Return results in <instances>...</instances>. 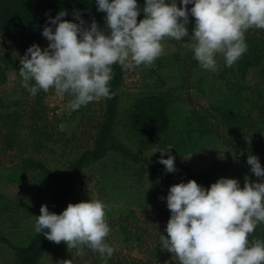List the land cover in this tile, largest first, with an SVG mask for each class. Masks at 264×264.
I'll return each instance as SVG.
<instances>
[{"label": "clouds", "instance_id": "clouds-1", "mask_svg": "<svg viewBox=\"0 0 264 264\" xmlns=\"http://www.w3.org/2000/svg\"><path fill=\"white\" fill-rule=\"evenodd\" d=\"M98 11L106 13L107 31L95 20L85 27L79 11V23L63 19L62 10L49 18L42 35L50 42L41 49L33 44L21 57L19 75L22 86L35 97L37 92L54 89L57 95H71L68 107L75 111L101 99H111L109 84L113 65L133 70L151 66L164 53L162 41L189 37L194 58L205 70L217 71L215 57L222 54L232 67L247 51L245 34L249 29H264V0H146L144 18L138 22L137 0H96ZM195 18L189 36L188 5ZM34 81V84L32 82ZM171 146L157 150L159 163L168 173L177 171ZM155 152V153H156ZM169 153L168 158L164 154ZM256 177L264 180V168L258 157L247 160ZM163 199V198H162ZM167 207V237L161 235L162 249L174 255L179 264H264V241L249 240L259 223H264V182L245 178L243 188L237 179L220 178L210 189L195 180L170 187ZM36 217L35 231L57 245L83 254L87 248L110 258L114 248L105 242L110 233L106 205L96 199L69 203L60 214L42 205ZM71 264V260L62 261Z\"/></svg>", "mask_w": 264, "mask_h": 264}, {"label": "rangeland", "instance_id": "rangeland-1", "mask_svg": "<svg viewBox=\"0 0 264 264\" xmlns=\"http://www.w3.org/2000/svg\"><path fill=\"white\" fill-rule=\"evenodd\" d=\"M176 3L178 7H183L182 0H176ZM193 6L194 4L187 6L189 36L193 34L195 27V18L190 13ZM98 25L101 30L107 31L106 21ZM170 39L172 38L166 37L162 41L164 53L161 56L168 52ZM186 42H190L189 37L178 41L181 46L177 50H180L181 57L187 60V65H191L192 61L196 60L190 59V52L193 51ZM49 43L46 39L42 45L48 47ZM6 51V46L1 45L0 52ZM162 63H159L157 58L151 66L141 65L133 70H124L115 136L133 152L155 162H159L161 158V153L156 151L171 146L170 154L175 157L177 172L184 175L209 169L213 170L211 175L215 177L223 175V178L237 179L242 183L240 179L245 180L247 172V167L242 163L245 156L242 148L244 134L249 128L255 127H241L237 133H232L230 128L226 127L221 114L212 105L197 103L192 90L185 92L189 104L186 105L187 109L181 110L184 114L176 119V124L162 141L142 139L132 133L127 123L126 110L149 84L160 82L158 75L167 72V69L160 68ZM9 66L10 63L7 62V65L0 66V70L5 76L9 74L8 79L11 80L14 71L9 70ZM26 91L31 95L27 89ZM43 93L45 114L49 118L44 130L42 127H29L28 121L21 119V113L0 118V264H18V254L12 245L26 246L30 242L36 233V217L41 214L42 205L46 204L51 212L52 190L44 181L38 183L35 180L31 189L23 188L20 184L19 179L25 168L24 161H40L53 171H65L75 157L94 145L95 125L103 112V99L73 111L68 107L71 95H57L54 89ZM193 108L207 113L208 121L212 125L206 130L207 147H204L205 142L200 138L204 133H196V138L185 133L191 129L188 126L192 119H188L191 117L188 114L189 109ZM192 124L193 129H200L197 122ZM42 131L46 132L47 136L41 141L42 136L38 139L37 133ZM168 155L169 153H165L164 158L167 159ZM188 181L186 179L175 184ZM175 184L164 188L165 193L168 194L170 187ZM155 185L156 182L145 166L132 163L118 153L111 152L78 174L67 206L69 203L89 202L91 199H98L106 205L105 219L110 233L105 242L114 248V254L110 258L107 257L112 262L141 260L145 263L151 259L154 260L152 264H179L174 255L162 249L160 237L166 235L169 220L165 221V217H159L160 210L157 206L139 208L137 205L125 204L126 197L131 192L141 193L138 197L141 202L146 195L151 196L157 190H162ZM158 195L161 196V193ZM124 208L135 211V218H127L121 213ZM249 240L253 241L251 237ZM99 257H102L99 252L87 248H84L81 254L77 249L69 250L64 242L58 245L52 242L40 264H62V261L67 260H71V264H97Z\"/></svg>", "mask_w": 264, "mask_h": 264}, {"label": "trees", "instance_id": "trees-1", "mask_svg": "<svg viewBox=\"0 0 264 264\" xmlns=\"http://www.w3.org/2000/svg\"><path fill=\"white\" fill-rule=\"evenodd\" d=\"M137 3L141 10L138 16L139 22L144 18L143 8L146 0H137ZM62 10L68 13L63 19L74 23L80 22L74 15L79 11L85 21V27H89L93 20L97 24L106 21V13L98 11L96 0H0V46H6L7 50L5 53L0 52V66L9 62V70L14 71L12 79L9 80V74L5 76L0 70V118L13 117V114L17 116L21 113V119L28 121L29 127H42V130L47 127L49 118L45 114L43 90L38 91L33 97L28 95L25 88L23 89L22 77L19 75L20 60L33 44L39 45L42 50L46 47L42 45L47 39L42 35L43 29L47 25L55 31V26L50 24L49 18H55ZM170 40L171 46L168 52L158 58L159 63L165 62L160 68L167 69L166 74L158 75L160 82L149 84L126 110L127 123L132 133L142 139L162 141L176 124V119L184 114L181 110L187 109L186 105L189 104L185 92L192 90L197 103L212 105L221 114L226 127H229L232 133H237L241 127H255V129L249 128L244 134L242 148L245 156L242 163L247 167L245 178L248 177L252 182H264L251 172V166L247 163L248 156L254 155L258 157L261 167L264 168V29L252 28L246 32L247 51L232 67H227L224 56L217 54L215 57L218 64L217 71L202 69L193 52H190V59L196 61L187 65V60H184L180 50H177L181 45L175 39ZM123 80L124 69L118 64L113 65L109 84L113 95L111 99L102 101L103 112L95 125L94 145L75 157L65 171H53L40 161L30 159L24 161L25 168L19 179L20 184L23 188L31 189L35 180L38 183L44 181L52 190L51 212L62 213L73 194L78 174L107 157L111 152L118 153L132 163L145 166L159 189L162 188L154 192V195H146L141 202L138 199L141 193L131 192L126 197L125 204L137 205L139 208L148 205L157 206L160 210L159 217H165V221L171 217L167 207L168 194L164 191L168 185L188 179L195 180L199 185L210 189L213 183L223 178V175L218 177L211 175L213 170L209 169L191 175L177 171L168 173L163 164L141 157L119 142L115 136V125L118 121ZM189 110L188 115L191 117L188 119L192 120L188 127L191 129L189 128L185 133L194 138L196 133H204L200 138L205 142L204 147H207L206 130L207 127L212 126L208 121L207 113L196 108ZM193 122H197L200 129H193L191 126ZM37 135L38 139L42 136L40 139L42 141L47 133L42 131ZM257 140L259 142L256 144ZM240 181L243 183L239 182L242 184L240 186H244L245 180L240 179ZM159 193L161 196L158 195ZM121 213L127 218H135L136 215L131 208H124ZM44 232H47V229L41 233L36 232L26 246L12 245L18 254V264L41 263L45 252L52 244L43 235ZM250 237L253 240L264 241V223H259ZM153 262L154 260L151 259L145 263L141 260L112 262L107 257H99L97 264H152Z\"/></svg>", "mask_w": 264, "mask_h": 264}]
</instances>
